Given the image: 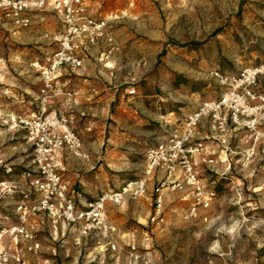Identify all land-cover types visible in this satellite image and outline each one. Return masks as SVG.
<instances>
[{
  "label": "rangeland",
  "instance_id": "1",
  "mask_svg": "<svg viewBox=\"0 0 264 264\" xmlns=\"http://www.w3.org/2000/svg\"><path fill=\"white\" fill-rule=\"evenodd\" d=\"M100 7L105 18L112 15L108 33L113 38L112 45L101 44L109 46L110 58L129 53L120 56L118 74L127 91L133 89V97L140 99L133 111L146 117L145 137L139 138L138 126L129 122L124 147L134 151L125 157L132 166L105 171L114 191L142 176L147 150L167 139L201 103L219 98L222 90L211 73L231 76L264 65V0H100ZM47 16L49 29L53 15ZM11 25L0 19V181H12L19 189L27 172L34 175V166L24 132L13 120L30 113L19 102L26 87L37 90L41 85L38 66L31 65L43 64L44 56L58 46L48 45L35 29L16 34ZM126 35L131 37L128 43L123 42ZM254 92L264 95V77ZM261 133L264 125L235 131L225 156L218 153L213 165L202 162L198 167L199 180L215 193L209 210L189 217L191 195L178 193L164 201L159 226L150 225V215H108L115 223L111 240L116 252L104 255L93 241L89 247V239L84 250L77 232L45 215L24 220L21 214L0 215V264H264ZM7 184L0 185L4 202L10 197L6 190L13 189ZM33 194L27 193L28 199L10 194L15 203L9 199L3 208L20 213L19 208L35 200ZM14 228H23L28 238L12 232ZM119 230L131 233L120 235Z\"/></svg>",
  "mask_w": 264,
  "mask_h": 264
},
{
  "label": "built area",
  "instance_id": "2",
  "mask_svg": "<svg viewBox=\"0 0 264 264\" xmlns=\"http://www.w3.org/2000/svg\"><path fill=\"white\" fill-rule=\"evenodd\" d=\"M91 0H0V19L10 21L15 27L30 24L27 14L49 5L63 27L61 34L53 40L58 48L45 65L38 66L40 79V104L38 111L29 116L16 117L14 125L24 132L25 144L32 151L34 175L26 174L28 187L35 200L19 208L21 219L44 214L52 223L76 227L78 237L92 239L100 254H114L116 246L111 237L116 233L114 226L106 220L107 205L123 206L136 202L147 194L149 180L157 173L161 175L152 189V206L148 222L159 226L163 223L164 194H187L192 204L187 215L194 217L200 211L210 209L215 193L206 189L198 178V167L203 163L213 165V157L226 155L232 134L240 129L255 131L264 125V95L254 92L258 79L264 77V65L239 70L235 75L213 72L211 76L221 88L218 99L201 103L187 116L167 139L145 153V171L141 178L131 180L118 190L106 192L77 208L67 185L60 174V161L64 154L82 158V141L70 128L69 123L54 111H48V102L63 96L56 86L57 75L62 69L77 70L82 60L78 57L80 41L90 45L105 42L113 44L108 33L112 15L95 20L88 15ZM134 90L127 95L133 96ZM70 98V95H66ZM206 124L208 135L196 139L198 129ZM264 144V133L260 135ZM212 141L217 149H208L206 142ZM206 158V159H205ZM12 232L24 234L23 228Z\"/></svg>",
  "mask_w": 264,
  "mask_h": 264
},
{
  "label": "crops",
  "instance_id": "3",
  "mask_svg": "<svg viewBox=\"0 0 264 264\" xmlns=\"http://www.w3.org/2000/svg\"><path fill=\"white\" fill-rule=\"evenodd\" d=\"M100 8V0H91L88 7V15L95 20H102L106 14L103 11L101 12ZM34 13L27 14L30 20V24L27 27L18 28L12 24L11 29L16 30V34L19 33L18 30L20 29H28V33H31L32 29H35L37 33H40L41 39H46L48 45L52 44L54 42L53 39L63 31L59 18L52 13L49 5H46L41 10L34 11ZM48 13L53 15V26L49 27V29L46 23H44L48 22ZM34 25L39 26L33 28L32 26ZM28 38L31 40L32 37ZM130 40L131 37L129 35L123 37V42L128 43ZM101 43L102 41L98 44ZM98 44L92 46L85 40L80 41L77 55L82 60L81 68L77 70L66 68L59 71L55 84L62 90L64 95L49 101L47 105L49 112L54 111L68 121L70 128L82 141L83 157L74 158L64 154L60 161L59 169L63 182L67 185L77 208L80 209L84 208L101 194L113 191L109 189L106 170L120 171L124 170L127 166H132L125 157L128 156L127 153L134 151L124 147L131 133V127L138 126L139 138L141 135L142 137L146 136L145 115L141 114L140 111L138 114L136 111H133V109H136V106H139L140 99L139 97L127 95V88L124 87L125 79L118 74L117 65L119 64L120 56L128 57L129 53L121 54V52L118 56L110 58V54L107 52L109 46ZM53 53L48 52L44 56L43 64L33 63L31 66L45 65ZM67 94L70 95V98L66 96ZM40 99V86L37 90L26 87L24 94L19 98L20 104H24V107L28 108V113L30 111L26 116L36 113L32 109L34 107L39 108ZM122 117H126L125 121H123ZM129 122L132 126H129ZM207 135L206 124L202 123L198 129V139L205 138ZM139 141L138 145L140 144ZM206 143L208 149H215L214 143L210 141ZM160 177L161 175L157 173L149 180L147 194L140 200L129 202L123 206L107 205L105 209L107 222L115 226L114 221H111L108 215H149L150 203L152 201L151 192L155 185L154 182L159 180ZM4 183L7 184L4 181H0L1 186ZM28 183L27 180L21 182L20 188L15 189L12 181L8 182L7 185L13 189L6 190V194L10 197H7L8 199L5 200L9 202L10 199V202L15 203V199L11 196L12 194H29ZM4 192L2 190L0 193V206L2 205L0 207V215H20L19 212L14 213V207L3 208L7 203L6 201L4 202ZM168 196L169 194H164L165 201ZM19 199L17 197V201ZM144 221L147 224L145 219ZM137 224L140 227L145 226L139 221H137ZM70 229L73 232H77L76 227H70ZM129 233H131V230L118 231L120 235H128ZM80 241L83 242L80 246L86 250V240ZM92 241V239L87 241L89 242V247L93 246Z\"/></svg>",
  "mask_w": 264,
  "mask_h": 264
},
{
  "label": "trees",
  "instance_id": "4",
  "mask_svg": "<svg viewBox=\"0 0 264 264\" xmlns=\"http://www.w3.org/2000/svg\"><path fill=\"white\" fill-rule=\"evenodd\" d=\"M147 151H148V150H147ZM26 174H28V172H27ZM26 174H25V175H26ZM26 180L28 181V179H26ZM129 181H131V180H129ZM127 182H128V181H127ZM124 184H125V183H124ZM124 184H123V185H124ZM28 186H29V185H28ZM29 193L32 194L33 192L29 189ZM22 199H28V195H27L26 193L23 194V198H22Z\"/></svg>",
  "mask_w": 264,
  "mask_h": 264
}]
</instances>
